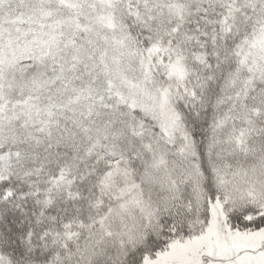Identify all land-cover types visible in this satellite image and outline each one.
<instances>
[{"label":"snow or ice","instance_id":"obj_1","mask_svg":"<svg viewBox=\"0 0 264 264\" xmlns=\"http://www.w3.org/2000/svg\"><path fill=\"white\" fill-rule=\"evenodd\" d=\"M0 264H264V0H0Z\"/></svg>","mask_w":264,"mask_h":264}]
</instances>
